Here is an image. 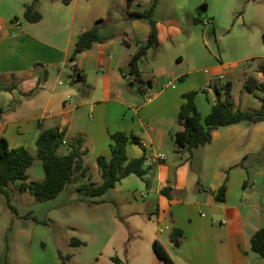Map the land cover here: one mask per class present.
<instances>
[{"label": "crops", "instance_id": "1", "mask_svg": "<svg viewBox=\"0 0 264 264\" xmlns=\"http://www.w3.org/2000/svg\"><path fill=\"white\" fill-rule=\"evenodd\" d=\"M118 1L72 0L66 4L71 8V15L66 16L70 21L71 36L76 37L75 44L68 48L70 55L71 51L74 52L80 33L95 26L99 19H103L101 25L115 22L122 27L108 40L101 32L103 26H99L105 41L95 42L92 48L77 55L76 60L80 65L75 63L76 60L72 62L76 68H73V74H69L66 84L60 79L62 71L59 69L56 76L53 68L66 58L67 53L64 54L60 47L28 31L18 32L21 24L17 27L9 25L10 33H3L0 29V85H17L10 92H0V96H4L3 100L0 99V138L5 137L11 148L25 146L33 151L43 130L59 128L65 133L66 140L84 137L89 148L85 159L88 166L89 160H97L99 156L111 158L112 133L123 131L137 135L142 146L128 144L129 160L165 154V159L158 163L145 162L148 173L140 178L141 183L137 186L144 189L140 195L137 194L140 199L137 196L133 199L131 195L133 181L130 178L135 176L132 174L95 201L128 204L120 219L133 214L155 218L153 241L158 240L164 246L175 264H264V257L252 249L251 243L253 234L264 227V121H243L222 126L214 132L209 144L194 149L192 153L180 146L175 134L184 130L179 121V112L185 102L183 93L193 87L175 85L171 80L166 85H159L158 90L150 94L154 84L163 81L164 75L153 80L147 78L152 84H149V89L143 87L142 90L144 95L149 94V98L135 106V97L127 95V83L134 78L125 76L120 69L124 68L127 74L132 55L148 39L150 24L145 18H131L129 13L143 11L153 0H133L130 6L128 0H124V4L123 0ZM136 2L142 10L133 9ZM43 3L42 0L37 2L43 17L35 24L45 21V14L40 9ZM158 6L155 19L160 46L170 34L175 36L180 29L172 19L162 22L156 18ZM120 8L124 11L120 12ZM55 17L62 19L64 15ZM135 34L141 38L134 40ZM190 44L193 56L204 55L195 36L190 38ZM111 48L119 53L117 58L112 54L107 58L104 56V50ZM177 57L178 60L182 59L180 55ZM92 61H96L100 73L88 68ZM37 62L43 63L49 72L42 83L39 82L41 71H33ZM154 65L152 68H157ZM259 66H256L257 75H249L247 79L252 76L259 83L264 81ZM211 69L209 77L198 75L196 89L229 80L225 63L213 64ZM191 73L196 75L195 71ZM175 78L179 79V76ZM54 85H69L73 94L65 96V92H58ZM31 91L34 92L28 96ZM215 97L213 89L206 96L202 91L197 94L196 103L203 117L210 114ZM232 98L234 100L233 95ZM235 106L245 110L236 102ZM118 108L120 115L115 114ZM127 111L129 113L126 114ZM70 150L68 144L64 143L58 153L66 155ZM98 173L101 175L100 171ZM90 178L91 182L102 183V180H92L89 173V178L83 179L81 184L87 183ZM224 185L227 188L226 200L218 202L216 196ZM164 187L173 188L171 198L162 194ZM110 192H113L112 197L108 195ZM175 228L183 233V237L177 241L171 239ZM146 263L145 259H129L126 263L120 259L119 263L116 262ZM149 264H160L155 250Z\"/></svg>", "mask_w": 264, "mask_h": 264}, {"label": "rangeland", "instance_id": "2", "mask_svg": "<svg viewBox=\"0 0 264 264\" xmlns=\"http://www.w3.org/2000/svg\"><path fill=\"white\" fill-rule=\"evenodd\" d=\"M30 2L32 0H0L2 32L10 33L9 25L17 27L20 23L18 32L28 31L40 36L60 47L66 54L76 40V37L71 36L72 29L68 18L71 8L61 1L53 5L50 0H42L44 3L40 5V9L45 14V21L35 24L27 21L24 16L25 6ZM124 2L123 0V4ZM159 2L156 18L162 22L167 19L174 20L173 24L180 31L175 36L170 34L167 41L158 48L151 47L140 61L144 72L141 71L143 80L136 81L133 76L134 79L127 83V95L135 97V106L149 98V94L144 95L142 90L143 87L150 88L147 78L153 80L164 75L163 81L155 83L150 94L157 91L159 85H166L171 80L175 85L194 89L198 84V75L209 77L212 74L211 66L223 62L227 65V77L233 83L232 95L235 102L245 110L259 108L262 104L260 97L264 96V92L250 91L247 88V76L257 75L256 66L264 64V0ZM203 7H206L205 11ZM133 9L143 8L136 2ZM119 11L124 10L120 8ZM60 15H64V18L56 19L55 16ZM119 17L121 18V15ZM206 21L209 22L205 23ZM100 23L97 22L96 25L99 27ZM101 26V32L108 40L112 39L113 33L122 30L115 22ZM129 26L131 28V25ZM193 36L204 52L201 57L193 56L191 52L190 38ZM140 38L136 34L133 37L134 40ZM109 54L115 58L119 56L115 48L104 50L106 58ZM71 55L67 53L66 58L57 64L58 67H53L56 76L59 69L62 71L60 79L64 84L69 79V74L74 73ZM178 55L182 56V59L178 60ZM75 63L80 62L76 60ZM152 65L157 68H152ZM104 66L103 63L102 67ZM88 68L92 72L100 73L97 71L96 61L90 62ZM194 71L196 75L191 73ZM176 76H179V79H176ZM54 86L58 92L64 91L65 96L73 94L69 85ZM206 94L204 93L205 96ZM0 99L3 100L4 96H0ZM117 113L121 114L119 108L115 114ZM31 152L35 161L28 170L29 178L31 181L43 180L45 173L42 161L37 157V147ZM88 166L92 180L101 182L103 179L98 173L100 169L97 160H89ZM133 177L130 178L133 181L130 188H133L131 195L134 199L144 189L137 187L141 183L140 177ZM81 183L82 180L71 184L55 199L45 202L37 201L29 192H21L18 188L19 182L11 183L8 189L16 212L9 206L5 194L0 192V258L5 260L3 264H94L96 259L99 264H116L114 257H119L124 263L129 259H145L146 264L150 263L154 252L155 218L148 219L146 215L133 214L131 217L120 219V214L126 211L128 204L124 206L97 202V197L87 196L84 190L80 189ZM90 183L91 178L86 184ZM108 195L112 197L113 192ZM74 237L81 239L85 244L72 245L71 240ZM60 252L64 257L71 254V259L61 258Z\"/></svg>", "mask_w": 264, "mask_h": 264}, {"label": "trees", "instance_id": "3", "mask_svg": "<svg viewBox=\"0 0 264 264\" xmlns=\"http://www.w3.org/2000/svg\"><path fill=\"white\" fill-rule=\"evenodd\" d=\"M51 2L61 1L64 4H70L72 0H50ZM38 0H34L30 4H26L24 16L27 21L36 23L39 22L43 15L37 10L36 4ZM133 0H128V6ZM159 0H153L151 4L143 11H130L129 16L133 19H147L150 24V34L146 43L138 48L132 55L128 72L126 74L124 68L121 72L126 75L135 77L136 81H142V73L140 70V61L146 56L151 47L159 46V30L155 19V11ZM99 19L98 22H102ZM20 24V23H19ZM105 37L99 32L98 25L89 29L83 30L76 42V47L72 53L70 60L74 62L80 52L92 48L95 42L103 43ZM127 43V41H124ZM73 68H76L73 65ZM41 71L39 82L45 81L49 72L46 66L41 63H35L33 71ZM258 70L264 75V64L260 65ZM152 84L151 80H148ZM17 88L16 84L11 86L0 85V92L12 91ZM233 83L231 80L226 82H214L202 89H193L183 93L185 102L179 112V121L184 126V130L175 134L176 140L180 146L192 153L194 149L209 144L213 139L214 132L222 127L231 124L240 123L243 121L259 122L264 121V96L260 97L262 106L256 110H243L236 108L232 98ZM247 88L250 91L260 90L264 92V81L259 83L254 77H249L247 80ZM210 89L215 92V101L210 114L203 117L196 103L197 94L202 91L208 93ZM34 91L27 95L30 96ZM66 138L65 133L59 128H50L43 130L36 140L37 157L42 161L45 177L43 180H33L28 182V169L33 165L35 156L25 146L11 148L8 140L5 137L0 138V192L5 194L9 206L14 212L16 207L11 203L12 195L8 189L11 183L19 182V190L21 192H29L37 201L45 202L55 199L71 184L89 178V167L85 164V159L89 154V148L86 146L85 139L82 136L73 137L66 140V143L71 148L68 154L60 155L58 149L64 144ZM129 143H136L142 146L141 139L134 134H127L123 131H116L111 134V149L112 156L108 159L105 156H99L97 163L102 176V183L96 184L91 182L89 185L85 182L81 185V190L87 196L98 197L104 195L111 188L122 181L124 178L135 174L143 178L148 169L145 167L146 157L135 158L129 160L127 155V146ZM172 187H164L162 194L171 198ZM226 186H222L219 190L216 200L225 202ZM183 237L180 229L175 228L171 233V239L177 241ZM252 249L264 257V227L257 230L252 238ZM72 245H84L85 242L74 237L71 240ZM154 250L158 255L160 264H175L172 257L164 246L156 240L154 242ZM60 257L65 260H70L72 255L68 254L65 257L60 252ZM7 259V257H6ZM114 260L119 263V257H114ZM5 260L0 258V264ZM64 262V260H63ZM65 263V262H64ZM94 264H99L98 259Z\"/></svg>", "mask_w": 264, "mask_h": 264}, {"label": "built area", "instance_id": "4", "mask_svg": "<svg viewBox=\"0 0 264 264\" xmlns=\"http://www.w3.org/2000/svg\"><path fill=\"white\" fill-rule=\"evenodd\" d=\"M207 22H209V21H206V23ZM64 143H66V141ZM145 157H146L147 163H158L161 160L165 159V154L157 153V154H153V155H146Z\"/></svg>", "mask_w": 264, "mask_h": 264}, {"label": "water", "instance_id": "5", "mask_svg": "<svg viewBox=\"0 0 264 264\" xmlns=\"http://www.w3.org/2000/svg\"><path fill=\"white\" fill-rule=\"evenodd\" d=\"M202 9H203V11H205L206 10V7H203Z\"/></svg>", "mask_w": 264, "mask_h": 264}]
</instances>
